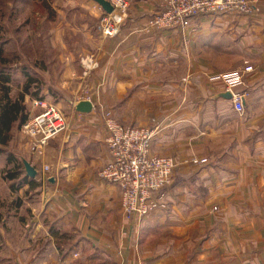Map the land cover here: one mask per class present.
<instances>
[{
  "label": "crops",
  "instance_id": "1",
  "mask_svg": "<svg viewBox=\"0 0 264 264\" xmlns=\"http://www.w3.org/2000/svg\"><path fill=\"white\" fill-rule=\"evenodd\" d=\"M260 8L257 17L201 16L185 32L156 31L146 26L160 0L132 2L120 34L92 58L88 89L103 86L108 97H91V113L68 117L69 130L43 156L31 147L32 163L22 156L37 171L28 181L50 168L51 192L18 183L19 208L0 211V264H264V3ZM234 54L231 68L216 61ZM245 66L254 72L238 88L239 115L219 97L223 83L211 79ZM151 98L158 111L152 153L173 146L208 163L173 177L163 191L167 212L139 222L124 215L120 190L98 178L109 161L102 113L124 106L130 124L146 127ZM11 155L7 164H16Z\"/></svg>",
  "mask_w": 264,
  "mask_h": 264
},
{
  "label": "rangeland",
  "instance_id": "2",
  "mask_svg": "<svg viewBox=\"0 0 264 264\" xmlns=\"http://www.w3.org/2000/svg\"><path fill=\"white\" fill-rule=\"evenodd\" d=\"M128 1L130 8L132 2L141 0ZM96 5L92 0H0V74L10 75V98L13 101L23 95L27 76L34 79L35 82L29 94L24 96L23 106L27 117L34 113L32 102L40 98L55 105L68 119L75 113V103L84 100L90 102L91 97L98 95L101 98L108 97L109 92L103 91L101 88L103 86H99L95 92H90L88 89L92 67L97 66L95 59L93 61L92 58L105 43V39L98 30L100 21L99 13L94 10ZM87 59L92 61L89 70L82 65V60ZM216 61L221 62V67L229 64L228 67L231 68L237 62V55L234 54L227 60L219 55ZM69 63H72V66ZM2 97L0 94V99ZM151 99H153L152 102H147L148 105H146L149 117L146 127L143 126V128L152 129L151 127L156 124L154 115L158 112L155 106L157 98ZM111 108L109 106L108 110L105 109L102 118L103 114L109 111L123 126L142 127L135 123L130 124L124 106H118L113 110ZM141 109V105L134 107L135 114L140 113ZM158 116L161 117L162 113ZM13 132L6 154L0 156V211L4 215L11 212V208H19L17 203L19 194L11 189L13 185L18 186L19 180L9 181L6 179L8 174L18 168L21 169L23 158L32 163V155L28 153V150L30 152L29 143L23 136L21 138L18 136L21 135V127L16 126ZM173 132V129L167 130L168 136H173ZM182 135L189 138L188 127L182 130ZM15 138H17V144L21 145L17 151L13 143ZM177 150L170 146L166 154L160 155L174 160L176 165L172 178L178 177L181 172L185 177L196 174L201 166L191 164V159L205 158L189 159L187 154L183 151L181 153L180 150L176 152ZM11 153H15L16 164H7ZM180 159L185 161L181 163ZM187 162L190 165H186ZM28 194L26 196L29 197ZM35 195L33 191L32 197ZM21 197L25 201L28 198L24 197V191ZM10 240L13 239L10 238Z\"/></svg>",
  "mask_w": 264,
  "mask_h": 264
},
{
  "label": "built area",
  "instance_id": "3",
  "mask_svg": "<svg viewBox=\"0 0 264 264\" xmlns=\"http://www.w3.org/2000/svg\"><path fill=\"white\" fill-rule=\"evenodd\" d=\"M108 2L113 9L111 13L103 11L98 4L94 8L99 13L98 30L104 39L120 34L129 8L128 0ZM263 3L264 0H160V12L149 19L146 29L185 32L196 17H257L261 13L260 7ZM91 64L92 61L88 59L82 60L85 69L89 70ZM252 72V66H245L211 79L212 82L223 83L225 92L232 96L233 110L239 115L244 113V96L238 92V88L243 85L244 75ZM32 105L34 113L22 125L21 133L29 143L31 151L43 156L48 143L69 130V121L55 105L45 100H35ZM103 119L109 161L98 172L99 180L120 190L121 209L129 219L141 222L154 213H166L167 205L163 191L171 183L176 164L170 157L152 153L156 129L124 127L109 111L103 114ZM190 163L205 166L208 160L192 158ZM42 171L44 175L40 177L39 182L42 193L48 195L51 190L45 174L50 168L44 165ZM214 210L218 211L217 208Z\"/></svg>",
  "mask_w": 264,
  "mask_h": 264
},
{
  "label": "trees",
  "instance_id": "4",
  "mask_svg": "<svg viewBox=\"0 0 264 264\" xmlns=\"http://www.w3.org/2000/svg\"><path fill=\"white\" fill-rule=\"evenodd\" d=\"M10 82L11 80L9 74H0V94L3 96L0 99V156L6 154V149L12 141V137L14 135V128L16 126L22 127L28 118L27 113H25V107L23 106L24 96L29 94V90L35 81L31 77L27 76V84L24 87L23 95L14 101L10 98ZM36 94L38 95V93ZM38 100H42V98ZM10 157H12L11 154H9L8 158L11 159ZM20 168L21 169L18 168L17 170H14V172L9 173L6 179L13 182H17V180H19L22 184L28 182L30 190H35L36 187L39 188L41 185L40 182L36 180L28 181V177L22 173V170L24 169L23 165H21ZM18 186L15 187V185H13L11 189L18 190ZM2 220L3 215L0 214V227L3 226ZM1 241L2 236L0 234V243Z\"/></svg>",
  "mask_w": 264,
  "mask_h": 264
},
{
  "label": "water",
  "instance_id": "5",
  "mask_svg": "<svg viewBox=\"0 0 264 264\" xmlns=\"http://www.w3.org/2000/svg\"><path fill=\"white\" fill-rule=\"evenodd\" d=\"M92 1L98 4L106 13H111L113 10L110 3L106 0H92ZM219 97H221L226 101H231L232 99V96L229 92H224L220 94ZM92 111H93V104L89 101H80L75 105L76 113L89 114ZM23 166L27 177H29L30 179H36L37 177L36 169L25 160L23 161Z\"/></svg>",
  "mask_w": 264,
  "mask_h": 264
}]
</instances>
